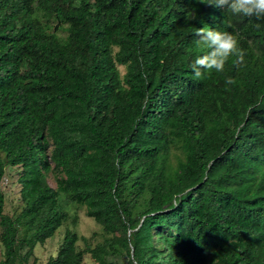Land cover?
Here are the masks:
<instances>
[{
  "label": "trees",
  "instance_id": "trees-1",
  "mask_svg": "<svg viewBox=\"0 0 264 264\" xmlns=\"http://www.w3.org/2000/svg\"><path fill=\"white\" fill-rule=\"evenodd\" d=\"M204 25L238 33L245 56L196 79ZM6 166L22 207L5 214L0 190V264H28L67 220L62 196L109 236L80 249L66 230L45 264H264V18L200 0H0V182Z\"/></svg>",
  "mask_w": 264,
  "mask_h": 264
},
{
  "label": "rangeland",
  "instance_id": "rangeland-1",
  "mask_svg": "<svg viewBox=\"0 0 264 264\" xmlns=\"http://www.w3.org/2000/svg\"><path fill=\"white\" fill-rule=\"evenodd\" d=\"M118 68L121 74L124 73L123 66H118ZM172 153L178 156L181 155L180 151L176 148H172ZM172 161L175 162L174 155H172ZM19 171V166H6L0 182V190L3 192L5 198L3 212L8 215H14L22 207L19 196L20 185L17 181ZM47 182L53 188L56 187L55 176L52 172L47 174ZM60 204L68 215L67 220L57 229L52 237L46 239L44 243L35 246L33 257L28 260V264H45L50 256H55L66 230L76 232L79 237L77 245L80 249L85 248V243L80 239L82 236H85L87 244L90 247L101 243L104 238L109 236L99 224L86 216L84 206L70 202L65 196L61 197ZM2 251L3 246L0 243V258ZM107 260L108 264H128V256L124 251L120 255L108 256ZM82 264L99 263L93 260L88 253H85Z\"/></svg>",
  "mask_w": 264,
  "mask_h": 264
},
{
  "label": "clouds",
  "instance_id": "clouds-1",
  "mask_svg": "<svg viewBox=\"0 0 264 264\" xmlns=\"http://www.w3.org/2000/svg\"><path fill=\"white\" fill-rule=\"evenodd\" d=\"M200 3L215 6L221 10L228 9L236 16L264 18V0H200ZM225 27L230 28L232 25L226 21ZM256 27L260 28V25L257 24ZM195 35L198 37L197 45L204 50L191 64L194 78L199 79L202 76V70L214 69L217 72H223L230 57L236 58L234 60L236 64L244 61L245 51L239 47L238 33L204 25L196 30ZM234 82L231 77L225 81L226 84Z\"/></svg>",
  "mask_w": 264,
  "mask_h": 264
},
{
  "label": "water",
  "instance_id": "water-1",
  "mask_svg": "<svg viewBox=\"0 0 264 264\" xmlns=\"http://www.w3.org/2000/svg\"><path fill=\"white\" fill-rule=\"evenodd\" d=\"M131 255H132V252H131Z\"/></svg>",
  "mask_w": 264,
  "mask_h": 264
}]
</instances>
